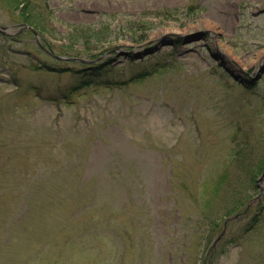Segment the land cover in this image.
I'll list each match as a JSON object with an SVG mask.
<instances>
[{
  "label": "rangeland",
  "instance_id": "1",
  "mask_svg": "<svg viewBox=\"0 0 264 264\" xmlns=\"http://www.w3.org/2000/svg\"><path fill=\"white\" fill-rule=\"evenodd\" d=\"M36 1L45 49L0 0V264H264V0Z\"/></svg>",
  "mask_w": 264,
  "mask_h": 264
},
{
  "label": "trees",
  "instance_id": "2",
  "mask_svg": "<svg viewBox=\"0 0 264 264\" xmlns=\"http://www.w3.org/2000/svg\"><path fill=\"white\" fill-rule=\"evenodd\" d=\"M5 1H6L9 8H12L13 10L19 12L18 15L22 16L24 23L34 27L36 30H39V31L44 29V22L45 21L38 22L35 20V10L39 6V5H37L36 0L35 1L34 0H5ZM77 31H79V29H77ZM93 31L94 30L92 28H88V29L83 30L82 33L87 32L90 34L85 35L82 38H84L85 40H88L87 42H90L91 39L100 40L102 37L106 36L103 31H101V32L100 31L93 32ZM236 137H237V135L234 137V139ZM234 141H236V140H234ZM241 146H242L241 142H238L236 147H238L240 150ZM234 148H235V146H234ZM262 163H264V157H263ZM253 177H255V175H253ZM218 179L220 180V178H218ZM218 179H217V181H218ZM224 180H225V178L223 177L222 182ZM220 184L223 185L222 183H220ZM220 189H221L220 187L216 186L217 191H219ZM232 193L235 196H231L232 202L230 203L229 207L224 208L226 211V216H224V217L222 214L223 208L222 209L217 208L218 205L217 204L213 205V202L211 201V199H208V200L204 201V203H203V209H202L203 212H201L200 214L204 218L207 217L206 219L210 220V223L213 225V227L215 229L220 228L221 223L225 222V217H229V216L234 215V214H236V215L242 214L244 212H248L249 210H251V205L249 206V203L255 197L253 194H247L244 197V200H241V196H239L240 192H235L233 190ZM256 219H258V218H256Z\"/></svg>",
  "mask_w": 264,
  "mask_h": 264
},
{
  "label": "water",
  "instance_id": "3",
  "mask_svg": "<svg viewBox=\"0 0 264 264\" xmlns=\"http://www.w3.org/2000/svg\"><path fill=\"white\" fill-rule=\"evenodd\" d=\"M30 28V27H29ZM30 29H32V28H30ZM0 30H5L7 33H10V30H11V27H3V26H1L0 25ZM35 34H36V37H37V39H38V42H40L39 41V39H40V36H39V34L37 33V32H35ZM257 79V78H256ZM263 179V178H262Z\"/></svg>",
  "mask_w": 264,
  "mask_h": 264
}]
</instances>
